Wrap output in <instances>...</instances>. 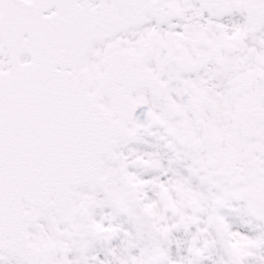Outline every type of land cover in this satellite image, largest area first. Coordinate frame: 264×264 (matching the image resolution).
Masks as SVG:
<instances>
[{"label": "snow or ice", "instance_id": "obj_1", "mask_svg": "<svg viewBox=\"0 0 264 264\" xmlns=\"http://www.w3.org/2000/svg\"><path fill=\"white\" fill-rule=\"evenodd\" d=\"M0 264H264V0H0Z\"/></svg>", "mask_w": 264, "mask_h": 264}]
</instances>
